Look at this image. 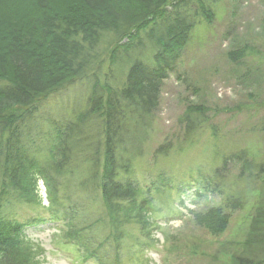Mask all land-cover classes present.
Here are the masks:
<instances>
[{"label":"trees","instance_id":"obj_1","mask_svg":"<svg viewBox=\"0 0 264 264\" xmlns=\"http://www.w3.org/2000/svg\"><path fill=\"white\" fill-rule=\"evenodd\" d=\"M222 1L0 0V264H35L32 245L24 238L26 224L3 209L11 198L35 197L38 178L52 207L62 185L86 195L72 201L69 196L56 214L66 221L63 235L82 259L121 264L124 227L138 223L147 232L152 188L172 187L163 174L145 188L126 175L144 152L164 82L193 30L211 24ZM255 54L245 44L226 57L247 69L246 59ZM259 58L264 62V52ZM259 72L258 65L249 68L252 84L261 82ZM247 74L241 71L239 77ZM85 82L88 93L83 94ZM68 89L71 106L58 102V110L43 118L49 126L47 143L37 140L30 125L51 97ZM208 112L203 103L185 106L178 118L180 145L202 129ZM170 145L161 144L154 154H166ZM42 151L47 155L43 166ZM217 156L220 163L210 176L194 180L197 193L218 191L224 199L192 211L193 219L217 235L226 228L229 212L252 199L245 238L231 259L232 264H264V161L246 148ZM233 168L235 178L228 182Z\"/></svg>","mask_w":264,"mask_h":264},{"label":"rangeland","instance_id":"obj_2","mask_svg":"<svg viewBox=\"0 0 264 264\" xmlns=\"http://www.w3.org/2000/svg\"><path fill=\"white\" fill-rule=\"evenodd\" d=\"M245 44L257 52L246 59L247 69L232 65L226 57L229 50ZM261 52H264V0H239L237 4L222 1L216 6L213 22L193 30L175 71L164 82L144 152L126 175L136 178L145 188L163 174L172 187L152 188L147 232H141L138 223L124 227L120 242L121 264H232L231 255L240 251L253 214V200L249 199L245 208L229 212L226 228L213 235L195 223L192 211L221 203L224 194L203 190L197 193L198 183L194 177H209L220 163L217 154H229L240 148H246L254 159L264 161ZM255 65L260 68L258 75L261 76L257 85L252 84L253 77L247 74ZM244 70L247 75L240 78ZM88 86L89 82L82 83L83 94ZM73 87L77 90L74 93H78V84ZM71 91L68 89L51 97L37 114L30 125L31 133L37 132V140L47 143L49 126L43 118L58 110V102L71 106L68 104L69 100L72 102ZM192 102L205 104L209 117L189 143L180 145L183 128L178 118ZM165 143L171 144L168 152L154 154L158 146ZM46 156L45 151L40 153L41 166ZM236 171L233 168L228 174V182L235 178ZM35 186V197L11 198L3 209L8 217L26 224L24 238L32 245L34 263L92 264L84 261L76 246L65 239L66 221L56 218L69 201L78 196L79 200L86 198L84 192L62 185L53 195L55 205L52 207L41 178ZM94 205L89 206L92 216L96 212Z\"/></svg>","mask_w":264,"mask_h":264}]
</instances>
